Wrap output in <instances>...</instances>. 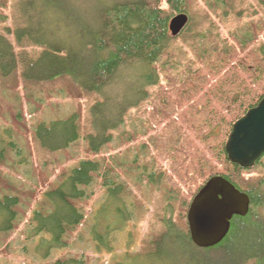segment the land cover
Instances as JSON below:
<instances>
[{
  "label": "trees",
  "instance_id": "trees-1",
  "mask_svg": "<svg viewBox=\"0 0 264 264\" xmlns=\"http://www.w3.org/2000/svg\"><path fill=\"white\" fill-rule=\"evenodd\" d=\"M235 1L240 0H205L206 13L197 20L190 14L176 36L170 35L168 21L188 12L191 0H89L76 11L73 0L17 1L13 33L6 28L0 34V78L17 69L26 84L67 77L95 96L88 103V132L81 134L78 111L38 121L32 129L43 149L67 150L80 138L87 143L84 156L45 189L40 208L28 220L30 225L37 219L49 234L48 247L66 246L68 235L84 221L81 203L94 176L125 204L121 193L128 187L122 177L133 173L138 190L147 184L158 194V218L152 224L157 232L148 233L144 242H162L176 224L193 247L205 249L191 241L186 212L203 182L220 174L249 196L250 207L232 217L227 235L206 248L207 258L216 256L219 264L234 258L247 259L239 264H264V176L253 173L264 162L243 168L228 160L224 149L233 122L264 96V22L244 23L223 34L217 21L221 13L234 11ZM45 11L61 14V24L59 16L48 17L46 24ZM122 83L124 92L112 95ZM116 131L118 143L126 146L104 154L102 146L111 147ZM4 152L0 147L5 166ZM1 173L12 186V176ZM2 188L0 215L6 220L0 234H10L18 223L19 198ZM135 201L142 217L147 207ZM230 251L235 257L223 255ZM50 264L105 263L80 254Z\"/></svg>",
  "mask_w": 264,
  "mask_h": 264
},
{
  "label": "rangeland",
  "instance_id": "rangeland-1",
  "mask_svg": "<svg viewBox=\"0 0 264 264\" xmlns=\"http://www.w3.org/2000/svg\"><path fill=\"white\" fill-rule=\"evenodd\" d=\"M17 1L0 0V34L6 33V28L13 33L16 26ZM72 3L76 11V5L88 4L89 0H73ZM218 7L223 12L222 8ZM206 11L205 0H191L189 11L186 13L188 16L192 14L197 20L198 15L203 16ZM228 12L221 13L217 19L223 34L244 23L264 22V0L235 1L234 11ZM58 16L59 23L61 14L50 12L47 15L45 11L43 19L47 24L48 17ZM128 74L129 71L124 72V78H128ZM120 86L113 90L112 95L122 90L124 92L125 85L122 83ZM93 98L94 94L78 89L67 77L26 84L20 75V69H17L12 74L0 78V128H3L0 131V147L5 151L2 158L6 164H0V172L3 170L5 174L12 176L14 183L8 186L0 179V189L4 187V190L11 191L19 198L18 223L15 222L16 226L10 234H0V264H50L65 255L80 254H85L91 262L102 259L105 264H219L218 257L207 258L206 248L193 247L176 228V224V227L169 226L162 242H144L148 233L157 232V226L152 227V224L153 219L158 218V194L154 190L150 191L147 184H143L138 190L134 185L133 173L122 177L127 181L128 187L125 193H121L125 204L117 201L109 190H104L98 177H93L85 193L90 192V195L81 203L84 221L77 224L73 233L68 235L66 246L48 247L49 234L39 228L37 219L31 220L28 225V220L36 209L40 208L45 198V189L55 185L65 169L84 156V148L87 145L85 139L80 138L67 150L43 149L33 138V126L38 121L62 119L70 112L78 111L81 134L86 133L89 131L88 103L92 102ZM17 111L19 117L16 116ZM4 129L6 131H3ZM119 132L116 131L111 147L102 146L104 154L112 153L111 148L119 150L126 146L119 144L115 138ZM9 147L20 148L22 151L15 154L13 150L10 153ZM261 159L264 162V157ZM253 173L264 176V166ZM143 196H147L149 200H144ZM137 198L143 200L144 206L147 207L142 217L135 212ZM170 215L167 211L165 216L169 218ZM5 220V216L0 215V227L4 226ZM224 254L235 257L233 251L223 252ZM244 260L247 259L234 258L231 264H239ZM245 263L250 264V261Z\"/></svg>",
  "mask_w": 264,
  "mask_h": 264
},
{
  "label": "water",
  "instance_id": "water-1",
  "mask_svg": "<svg viewBox=\"0 0 264 264\" xmlns=\"http://www.w3.org/2000/svg\"><path fill=\"white\" fill-rule=\"evenodd\" d=\"M186 12L174 14L168 21L171 36L187 24ZM228 160L243 168L252 167L264 154V96L235 120L224 146ZM249 196L220 174L209 176L193 195L186 222L191 241L199 248L212 247L228 233L234 215L249 211Z\"/></svg>",
  "mask_w": 264,
  "mask_h": 264
},
{
  "label": "flooded vegetation",
  "instance_id": "flooded-vegetation-1",
  "mask_svg": "<svg viewBox=\"0 0 264 264\" xmlns=\"http://www.w3.org/2000/svg\"><path fill=\"white\" fill-rule=\"evenodd\" d=\"M234 216H237V215H234ZM234 216H233V217H234ZM231 220H232V218H231ZM231 220H230V221H231ZM230 225H231V222H230ZM229 229H230V228H229Z\"/></svg>",
  "mask_w": 264,
  "mask_h": 264
},
{
  "label": "bare ground",
  "instance_id": "bare-ground-1",
  "mask_svg": "<svg viewBox=\"0 0 264 264\" xmlns=\"http://www.w3.org/2000/svg\"><path fill=\"white\" fill-rule=\"evenodd\" d=\"M220 242V241H219Z\"/></svg>",
  "mask_w": 264,
  "mask_h": 264
}]
</instances>
